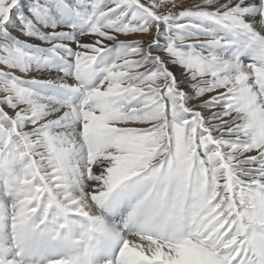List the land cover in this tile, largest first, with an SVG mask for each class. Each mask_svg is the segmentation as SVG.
<instances>
[{"label": "snow or ice", "instance_id": "snow-or-ice-1", "mask_svg": "<svg viewBox=\"0 0 264 264\" xmlns=\"http://www.w3.org/2000/svg\"><path fill=\"white\" fill-rule=\"evenodd\" d=\"M0 264H264V0H0Z\"/></svg>", "mask_w": 264, "mask_h": 264}]
</instances>
